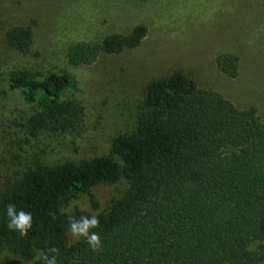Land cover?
I'll return each instance as SVG.
<instances>
[{
    "label": "trees",
    "instance_id": "trees-1",
    "mask_svg": "<svg viewBox=\"0 0 264 264\" xmlns=\"http://www.w3.org/2000/svg\"><path fill=\"white\" fill-rule=\"evenodd\" d=\"M143 25L100 44L77 43L66 54L72 66L91 65L140 45ZM8 48L25 55L29 27L4 32ZM219 71L237 73L238 58L219 55ZM11 90L39 112L28 121L31 134L75 123L78 106L62 100L74 89L64 73L15 72ZM132 132L115 136L106 155L54 166L37 164L0 192V250L14 264H43L42 254L59 249L57 264H264V126L253 108L239 110L219 94L199 89L180 71L150 81L137 106ZM126 181L127 189L98 213L103 250L81 238L69 243V218L91 216L67 208L98 185ZM31 213L27 237L9 230L6 207ZM259 243L255 249L251 246Z\"/></svg>",
    "mask_w": 264,
    "mask_h": 264
},
{
    "label": "rangeland",
    "instance_id": "rangeland-1",
    "mask_svg": "<svg viewBox=\"0 0 264 264\" xmlns=\"http://www.w3.org/2000/svg\"><path fill=\"white\" fill-rule=\"evenodd\" d=\"M138 25L147 29L138 47L101 54L91 65L68 63L72 45L100 44ZM14 26L32 31L25 55L4 42V32ZM230 53L238 58L234 78L215 63ZM176 71L239 110L255 109L264 126V0H0V192L37 164L108 154L115 136L133 131L146 85ZM15 72L69 75L74 89L62 100L80 109L73 126L31 134L28 121L39 108L8 87L6 77ZM127 186L123 180L95 186L96 208L88 194H81L67 212L98 214ZM68 238L70 244L80 240L70 231ZM16 261L0 250V264Z\"/></svg>",
    "mask_w": 264,
    "mask_h": 264
},
{
    "label": "clouds",
    "instance_id": "clouds-1",
    "mask_svg": "<svg viewBox=\"0 0 264 264\" xmlns=\"http://www.w3.org/2000/svg\"><path fill=\"white\" fill-rule=\"evenodd\" d=\"M6 215L8 219L7 227L9 230L18 232L21 237H27L28 233L33 228V218L31 213L23 209H17L14 204H9L6 207ZM100 221L97 214L91 216H81L79 219L75 217L69 218V231L76 239H81L88 244L89 249L94 252L103 250V242L97 231L94 229L99 228ZM49 254H42L41 259L43 264H57V257L59 249L52 247L48 249Z\"/></svg>",
    "mask_w": 264,
    "mask_h": 264
}]
</instances>
